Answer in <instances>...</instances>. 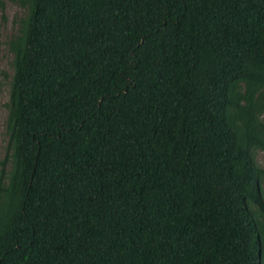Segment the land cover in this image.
Returning <instances> with one entry per match:
<instances>
[{
  "label": "trees",
  "instance_id": "16d2710c",
  "mask_svg": "<svg viewBox=\"0 0 264 264\" xmlns=\"http://www.w3.org/2000/svg\"><path fill=\"white\" fill-rule=\"evenodd\" d=\"M19 1L0 264H264V0Z\"/></svg>",
  "mask_w": 264,
  "mask_h": 264
},
{
  "label": "rangeland",
  "instance_id": "374dc122",
  "mask_svg": "<svg viewBox=\"0 0 264 264\" xmlns=\"http://www.w3.org/2000/svg\"><path fill=\"white\" fill-rule=\"evenodd\" d=\"M4 6L0 9V70L2 89L0 94V160L7 151V137L5 134L6 104L8 99V84L12 75V55L8 51L6 42L18 30V20L24 15V8L19 0H2ZM255 161L264 168V151L254 152ZM264 192V183H263Z\"/></svg>",
  "mask_w": 264,
  "mask_h": 264
}]
</instances>
